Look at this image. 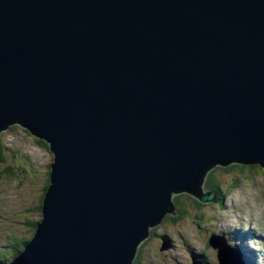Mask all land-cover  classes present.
I'll return each instance as SVG.
<instances>
[{
	"label": "water",
	"instance_id": "95a60500",
	"mask_svg": "<svg viewBox=\"0 0 264 264\" xmlns=\"http://www.w3.org/2000/svg\"><path fill=\"white\" fill-rule=\"evenodd\" d=\"M15 122L54 160L3 264H132L175 193L211 202L216 165L264 167V0H0V132Z\"/></svg>",
	"mask_w": 264,
	"mask_h": 264
},
{
	"label": "rangeland",
	"instance_id": "374dc122",
	"mask_svg": "<svg viewBox=\"0 0 264 264\" xmlns=\"http://www.w3.org/2000/svg\"><path fill=\"white\" fill-rule=\"evenodd\" d=\"M0 138L6 155V161L0 163V258L3 254L12 258L19 243L9 234L29 238L33 223L41 219L38 206L54 155L49 146L18 122L3 129ZM212 174L217 177V187L224 195L221 202L205 203L199 209L193 193H175V200L179 199L176 202L179 210L171 215L175 220L167 218L158 230L172 244L169 249L159 251L166 259L162 264H188L194 250L204 254L212 264L217 259L208 245L211 233L236 231L241 226L258 234L264 230V168L250 163L232 169L216 165ZM254 241L260 262H264V243L261 238Z\"/></svg>",
	"mask_w": 264,
	"mask_h": 264
},
{
	"label": "flooded vegetation",
	"instance_id": "af4514ba",
	"mask_svg": "<svg viewBox=\"0 0 264 264\" xmlns=\"http://www.w3.org/2000/svg\"><path fill=\"white\" fill-rule=\"evenodd\" d=\"M221 198L223 199V195L220 191H218L216 193V200L213 203L221 202ZM196 206L199 209H202L203 203L198 201L196 202ZM165 220L166 218L161 224L151 228L149 236L138 247L137 254L132 264H162L166 260L160 255L159 251L168 249L171 246V242L165 238L166 246H163V244L159 241L161 237L164 238L166 236H161L158 233L159 228L163 225ZM204 264L207 263L204 262Z\"/></svg>",
	"mask_w": 264,
	"mask_h": 264
},
{
	"label": "trees",
	"instance_id": "16d2710c",
	"mask_svg": "<svg viewBox=\"0 0 264 264\" xmlns=\"http://www.w3.org/2000/svg\"><path fill=\"white\" fill-rule=\"evenodd\" d=\"M40 142H42L43 144H45L47 147L49 146L48 145V143L46 142V141H44V140H41L40 139ZM3 140L0 138V163H3L4 161H6V155H5V147H4V145H3ZM235 167H239V168H242V167H246L245 165H242V164H238V163H233V164H230L229 166H226V167H224L225 169H232V168H235ZM10 169V168H9ZM12 171H10V173H11ZM212 172H213V169H212V171L208 174V176L206 177V184H207V186H208V188L210 189V190H214V191H220V189L217 187V184H218V181H216V180H218L217 179V177L214 175V174H212ZM49 184H50V179L48 180V183H47V186H46V188L44 189V193L42 194V196H41V203H40V205L38 206V209H39V211H41V216H42V203H43V199H44V194H45V191H46V189L48 188V186H49ZM221 192V191H220ZM177 203L179 202V199L178 198H176V200H175ZM197 201L195 200V203H196ZM178 209V208H177ZM166 219L168 218V219H172V220H175V218H173V217H171V216H167V217H165ZM33 225H34V229H33V231H32V234H31V236H30V238H22L21 240H20V242H19V244L21 245L20 247H19V250H17L18 251V253L23 249V247H24V245L26 244V243H28L29 242V240L31 239V237H32V235H34L33 233H35V231H36V228H37V222L36 223H33Z\"/></svg>",
	"mask_w": 264,
	"mask_h": 264
},
{
	"label": "bare ground",
	"instance_id": "6f19581e",
	"mask_svg": "<svg viewBox=\"0 0 264 264\" xmlns=\"http://www.w3.org/2000/svg\"><path fill=\"white\" fill-rule=\"evenodd\" d=\"M222 199V198H221ZM241 231H242V234H243V236H244V239L245 240H247L248 241V243H250V239H249V237H248V232L246 231V227H244V226H241ZM255 231V230H254ZM258 234V233H257ZM257 234H255V236L257 235ZM257 237L260 239L261 238V242H263L264 243V236L262 235V234H258L257 235ZM250 246H251V244H249ZM244 250V252L246 253V256L248 257L247 259H245L247 262H249V260H250V256H251V254H250V252H248V251H246L245 249H243Z\"/></svg>",
	"mask_w": 264,
	"mask_h": 264
},
{
	"label": "clouds",
	"instance_id": "9594fccd",
	"mask_svg": "<svg viewBox=\"0 0 264 264\" xmlns=\"http://www.w3.org/2000/svg\"><path fill=\"white\" fill-rule=\"evenodd\" d=\"M234 163H238V164H239V162H234ZM232 164H233V163H232ZM242 165H245V166H246L247 164H243V163H242ZM212 169H213V168H212ZM212 169L207 173L206 177H207L208 174L212 171ZM205 180H206V178H205ZM205 180H204V181H205ZM206 187H207V190H208V191H212V190H210V189L208 188V186H206ZM213 191H214V190H213ZM216 192H217V191H216ZM181 193H182V192H181ZM186 193L192 194L191 192H186ZM221 193H222V192H221ZM177 194H179V193H177ZM194 195H195V194H194ZM222 195H223V194H222ZM223 196H224V195H223ZM195 197H196L197 202L200 201L201 203H205V202L201 201L196 195H195ZM197 198H198V199H197ZM214 201H215V200H213V201H211V202H206V203H210V204H211V203H213ZM143 241H144V240H143ZM143 241H142V242H143ZM142 242H141V243H142ZM139 246H140V245H139Z\"/></svg>",
	"mask_w": 264,
	"mask_h": 264
}]
</instances>
